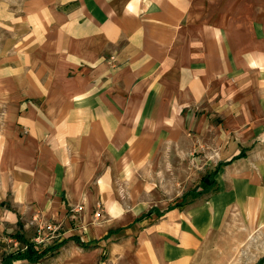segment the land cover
Segmentation results:
<instances>
[{"label":"crops","instance_id":"crops-1","mask_svg":"<svg viewBox=\"0 0 264 264\" xmlns=\"http://www.w3.org/2000/svg\"><path fill=\"white\" fill-rule=\"evenodd\" d=\"M40 222L62 245L11 264L232 259L264 225V0H0V263Z\"/></svg>","mask_w":264,"mask_h":264},{"label":"rangeland","instance_id":"rangeland-1","mask_svg":"<svg viewBox=\"0 0 264 264\" xmlns=\"http://www.w3.org/2000/svg\"><path fill=\"white\" fill-rule=\"evenodd\" d=\"M185 178L186 179L182 181L180 180L178 183H174L176 189L180 187L181 190L185 191L186 189H189L191 187L193 188L197 185V182H198L197 176L192 179V177L187 175ZM168 182L169 181L157 180V184L154 188V193L150 196L151 198L149 199V201H147L149 204H152V202L157 201L159 205L164 206L165 204L162 205L160 202V200L163 198L164 199L168 198V200L172 202L174 201L173 202L174 204L179 202L182 199L183 195L178 196L177 194H179V192L177 190H174V192H177V194L173 195L172 197L168 195H164V193L166 192L165 187L168 184ZM189 200L191 199L188 198V201ZM226 231L227 233L225 234L234 236L235 238L238 239V244L235 248L236 249L235 251H234V248L230 250L229 246L226 247L225 252L233 251L234 254H233L232 259L220 261L221 263L223 264H251L257 258L264 255V225L256 227L255 229H253V231H243L242 229H229ZM53 243L55 242L54 241L50 243L48 242L47 245L53 244ZM20 246L23 247L25 245H20Z\"/></svg>","mask_w":264,"mask_h":264},{"label":"trees","instance_id":"trees-1","mask_svg":"<svg viewBox=\"0 0 264 264\" xmlns=\"http://www.w3.org/2000/svg\"><path fill=\"white\" fill-rule=\"evenodd\" d=\"M239 156L241 157L242 154H239ZM222 165L223 164H217L214 169H212L208 174L203 175L199 183V187L189 190L182 196V199L179 202L171 205L170 207L183 205L189 201H192L194 198L201 196L204 193L215 191L217 189V186L214 176ZM188 198H190L191 200L188 201ZM13 236L23 242L25 246L5 255L0 264H11L13 261L21 259H25L30 263H36L45 257L54 255L63 242L59 241L49 245H38L25 239V237L19 231ZM263 263L264 256L260 258V260L256 264Z\"/></svg>","mask_w":264,"mask_h":264},{"label":"built area","instance_id":"built-area-1","mask_svg":"<svg viewBox=\"0 0 264 264\" xmlns=\"http://www.w3.org/2000/svg\"><path fill=\"white\" fill-rule=\"evenodd\" d=\"M83 207L81 205L76 206L73 210L78 212L80 210H82ZM44 231H46L47 235L46 237L43 236ZM59 231V227L54 225L51 222H40L37 224V231H36V236H35V242L37 244H43L44 242H46L47 239H53L56 234H58ZM45 237V238H44ZM18 242L15 241L14 245H17Z\"/></svg>","mask_w":264,"mask_h":264}]
</instances>
